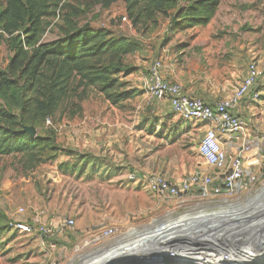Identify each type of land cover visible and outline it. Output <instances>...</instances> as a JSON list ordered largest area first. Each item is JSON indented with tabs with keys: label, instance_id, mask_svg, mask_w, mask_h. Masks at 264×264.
<instances>
[{
	"label": "rangeland",
	"instance_id": "rangeland-1",
	"mask_svg": "<svg viewBox=\"0 0 264 264\" xmlns=\"http://www.w3.org/2000/svg\"><path fill=\"white\" fill-rule=\"evenodd\" d=\"M105 1L49 0L50 16L44 20L42 42H55L84 28L133 41L139 47L137 52L104 61L110 79L117 81L110 95L131 98L115 105L102 86L79 87L75 79L70 83L68 97L50 117V124L46 121L24 127L35 128V137L49 141L41 162L31 166L22 155H0V264H85L90 256L107 250L121 254L123 261H129L130 255L154 258L161 248L167 247L166 252L172 249L169 245L175 240L168 237L170 231L164 227L179 218H183L184 232L189 235L199 227L205 228L201 225L215 227L221 223L212 222L213 215H220L221 221L246 216L248 226L261 217L264 224V154L254 156L261 157L262 162L253 173L257 182L251 185L246 178L242 193L227 201L158 197L143 179L158 173L177 181L210 167L198 153L203 136L201 125L183 121L171 113L167 101H155L146 94L149 69L158 59L163 60V74L175 81L177 64L182 68L181 51L193 53L194 49L201 56L200 62L197 58L194 65L191 59L183 63V85L189 90L198 86L191 84L192 75L208 74L233 85L246 77L243 75H247L251 63H256L262 73L258 88L261 99L252 120L264 123V0H220L212 23L195 29H188L178 10L158 15L155 28L152 24L148 28L136 27L125 0H117L109 8ZM189 4L183 1L180 6ZM5 7L6 1L0 0V13ZM124 17L126 22L122 21ZM11 57L9 40L3 38L0 71L8 69ZM24 85L26 78L18 81V86ZM6 108L0 99V109ZM12 109L13 115H23L26 120L32 116L29 108ZM183 125L188 128L183 130ZM0 126H5L1 120ZM257 144L264 151L263 139ZM234 157L231 154V160ZM131 173L142 178L130 180ZM20 209H24L23 214H19ZM37 212H42L43 221L54 228L53 237L8 228L11 222L31 223ZM66 219L75 221L72 228L61 226ZM105 229H115L117 233L112 238L99 239ZM143 238L149 250L139 242ZM262 241L264 238L246 242L253 244V249L245 248L246 262L242 264L263 262L255 252L264 253L259 246L264 244ZM198 245L202 246L198 242L187 244V258ZM209 245L214 249L209 250L211 254L227 251L220 250L221 244ZM166 264L171 262L166 260Z\"/></svg>",
	"mask_w": 264,
	"mask_h": 264
},
{
	"label": "trees",
	"instance_id": "trees-1",
	"mask_svg": "<svg viewBox=\"0 0 264 264\" xmlns=\"http://www.w3.org/2000/svg\"><path fill=\"white\" fill-rule=\"evenodd\" d=\"M5 1L0 23L2 31L9 35L12 57L8 69L0 71V99L7 105L6 109H0V120L5 125L0 126V155H22L31 166H36L41 162L42 152L49 141L31 137L24 132V127H36L50 119L68 97L70 83L75 79L79 80V87L102 86L115 105L130 99L129 95H110L117 81L110 79L104 61L131 55L139 47L125 37H112L109 32L90 28L44 43V20L50 16L49 0ZM116 1H105V7H111ZM183 1L190 4L181 7ZM125 2L133 24L144 28L149 24L155 28L158 15L167 16L173 10H178L179 18L184 20L188 29L205 28L216 18L220 8V0ZM22 78H26L27 85L20 87L18 81ZM31 92L33 95L28 98ZM12 108H29L32 116L26 120L23 115H13ZM2 233L3 228H0V238Z\"/></svg>",
	"mask_w": 264,
	"mask_h": 264
},
{
	"label": "built area",
	"instance_id": "built-area-1",
	"mask_svg": "<svg viewBox=\"0 0 264 264\" xmlns=\"http://www.w3.org/2000/svg\"><path fill=\"white\" fill-rule=\"evenodd\" d=\"M122 21L126 22L127 19L124 17ZM3 38L9 39V35L4 31H0V42ZM163 69L162 59L152 63L146 81V94L153 100L167 101L171 113L183 121L196 122L207 126L199 142L198 153L216 173L211 175L198 171L177 181L169 180L162 174L151 173L143 177L144 183L152 194L173 200L198 198L215 202L227 201L239 196L242 193L246 178H249L248 181L251 185L257 182L255 174L245 167V156L251 151V144L243 143L237 149L234 159L229 164L227 152L222 145V138L226 139L227 142H231L242 135L246 123L234 111L247 98L254 102L261 99V92L258 88L262 73L259 71L257 64L253 62L248 66L246 77L235 88L232 95L227 100L220 102L215 108L208 106L199 98L188 96L181 85L165 79ZM50 123V119H48L47 124ZM251 164L259 166L256 157H253ZM129 178L133 181H140L142 177L131 173ZM23 213L24 209H20L19 214ZM74 224L73 219H66L61 226L72 228ZM9 226L12 230L23 234H39L47 238L54 235V228L43 221L42 212H37L31 223L11 222ZM116 233L115 229H105L100 233L99 239L112 238ZM219 247H221L220 250L227 248V251H224V253L217 251L218 254H211L208 249H204L202 246L197 247V249L193 248L190 258L195 255L198 256L199 261L191 264H203L205 261L207 264H240V254H233L226 244ZM184 252L187 251L174 248L168 251V257L176 260L171 264L186 263L184 262Z\"/></svg>",
	"mask_w": 264,
	"mask_h": 264
},
{
	"label": "bare ground",
	"instance_id": "bare-ground-1",
	"mask_svg": "<svg viewBox=\"0 0 264 264\" xmlns=\"http://www.w3.org/2000/svg\"><path fill=\"white\" fill-rule=\"evenodd\" d=\"M218 216L220 215H213L212 218L210 217L211 218L210 220L212 222H215V221L221 222V223H218L217 226L214 225L215 227H213L212 224H210L209 226H205V228L201 227L203 228L202 230L199 227L198 229L193 230L191 235L185 234L184 232V227L182 224L183 218H179L177 222L164 227V229L166 231H170L167 234L168 237L172 238V240L173 239L175 240L174 245H177L181 251L183 250L188 251L189 248H187V244L196 243V242L200 243L204 247V249L213 251L214 249L210 247L209 245L211 244V242H214L215 244L216 243L221 244V245L226 244L227 247L230 248V246L236 245L237 243L236 241L238 240L239 241L238 245L242 246L243 244L245 245L244 246L245 248H248V247L251 248L253 244L248 243L249 244L248 245L246 242H248L249 240H253V238H257L258 240L260 239L263 240L264 224L263 222H261L262 221L261 217H258L256 219V222L252 223L250 227L248 226L249 223H248V219L246 216H238V217H235L233 220H229L230 218L226 217L222 221L220 220L221 217H218ZM133 235L134 234H132L131 236ZM167 235L165 237H167ZM244 240H245V243H241ZM139 242L144 244L145 250H149L150 246L149 244H147L145 238L140 239ZM166 248L167 247L161 248V250L158 253L159 255H155L154 258L152 257L151 258H141V256L137 257V256L130 255L127 258L129 261H123L122 258H120L121 254L117 255L116 253L110 250H107L101 254H95V255L90 256L85 264H166V260H168V258L166 257L167 252L165 251ZM215 254H218V252L216 251ZM242 255L243 257L239 258L240 264L246 262V256L243 253ZM194 258L197 259L198 256L194 255L193 258H187V255L185 254V257H184L185 259L184 262H186L185 264L189 263V261L192 262ZM194 261H199V260L197 259ZM203 264H207L206 261Z\"/></svg>",
	"mask_w": 264,
	"mask_h": 264
},
{
	"label": "crops",
	"instance_id": "crops-1",
	"mask_svg": "<svg viewBox=\"0 0 264 264\" xmlns=\"http://www.w3.org/2000/svg\"><path fill=\"white\" fill-rule=\"evenodd\" d=\"M192 48H194V46H192ZM204 49L206 51H208V49L206 48V46L204 47ZM193 53H190L189 50H182L181 51V62H182V68L180 69V66H176V78L175 81L173 79H170L163 74L164 78L169 80V81H173L179 85L182 86L184 92L193 98H199L201 100H203L208 106L215 108L220 102L227 100L233 93V91L235 90V88L242 82H235V84L232 85L231 82H229V80L227 81H218L216 80V78L214 76L205 74V75H192L190 82L193 85H198L196 88H193L192 90H189L187 87H185L183 85V83L185 82L184 79V62L189 63L190 59L194 65V61L199 59V62L201 60V56L197 55L195 53V50H192ZM198 58V59H197ZM200 68V66H198V69ZM179 76H181L179 78ZM246 76V73L243 75V78ZM156 101V100H155ZM168 104V103H167ZM257 102L252 101L250 98H247L245 101H243V103L234 111L235 114H237L239 117H241L245 123H246V128L243 132L242 135H239V137H237L236 139L232 140L231 142H227L226 139L222 138V145L224 147V149L227 152L228 158L229 160V164L231 161V154L236 155L237 149L245 142L250 143L251 144V151L249 153L246 154L245 156V167L247 170L251 171V172H255V168L258 167L254 166L251 164V160L253 159L254 156L257 157V155L259 156H263V152L261 150L260 145L257 144L258 140L263 139L264 141V123H254L253 122V118L254 117V108L256 106ZM168 108L170 110L169 104H168ZM202 127V131L203 134L206 130V125L204 124H200ZM183 130H186L188 128V126L183 125L182 126ZM261 159V157H259ZM259 158H257L258 160V164L261 165L262 162H260ZM264 158V156H263ZM204 161V160H203ZM206 163V162H205ZM207 164V163H206ZM208 165V164H207ZM203 170V169H200ZM206 170V171H205ZM213 171V173H207V171ZM204 174H215L216 171L211 167H207L206 169L203 170Z\"/></svg>",
	"mask_w": 264,
	"mask_h": 264
},
{
	"label": "water",
	"instance_id": "water-1",
	"mask_svg": "<svg viewBox=\"0 0 264 264\" xmlns=\"http://www.w3.org/2000/svg\"><path fill=\"white\" fill-rule=\"evenodd\" d=\"M24 132L28 133L31 137H35L36 134H37L35 128H33V127L25 128V129H24ZM201 226H206V225H201ZM259 246H262V249H264V244H263V243H262L261 245H259ZM169 247H170V248H174V249H179V247H178L177 245H174V243L171 244V245H169ZM229 249H231V251H232L233 254H236V255L240 254V255H239L240 258L243 257L242 253L245 252V247H243V246H241V245H238V244L230 246ZM169 251H170V250H169ZM263 251H264V250H263ZM255 252L259 254V257H260V258H262V261H263V262H262L261 264H264V253H263V254H262V253H259V251H257V250H256ZM166 257L168 258V261H169V262H172V263H173V262H176V260H174V259H170V258L168 257V255H166Z\"/></svg>",
	"mask_w": 264,
	"mask_h": 264
}]
</instances>
